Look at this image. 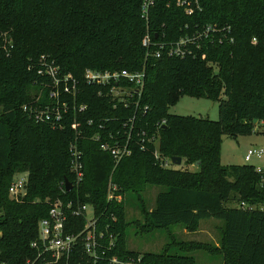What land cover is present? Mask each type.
<instances>
[{"label":"trees","instance_id":"1","mask_svg":"<svg viewBox=\"0 0 264 264\" xmlns=\"http://www.w3.org/2000/svg\"><path fill=\"white\" fill-rule=\"evenodd\" d=\"M178 1L153 0L145 20L142 0H0V261L43 264L31 247L39 222L53 205L71 202L94 207L106 257L196 264L187 253L198 250L221 255L223 264H264V210L237 206L264 205L259 176L252 165L220 164L221 137L250 136L255 122L264 120V0H198L190 16ZM207 24L228 29L220 44L206 42L195 57L145 59L141 42L146 32L173 42ZM4 33L11 42L9 55L2 47ZM42 56L59 75L71 74L79 82L77 97L63 99L69 110L62 129L38 124L22 109L36 97L37 107L50 104L45 101L51 79L38 74ZM87 69L143 70L138 106L113 109L108 97L99 96V87L85 82ZM39 90L43 100L35 93ZM182 97L217 102L218 120L169 114ZM80 106L87 108L79 112ZM75 124L85 178L66 192L65 179L74 182L69 148L77 139ZM109 132L120 139L130 134L131 154L118 163L100 149L110 141ZM96 136L101 140H93ZM153 139L163 159L178 157L197 166V172L161 167L153 156ZM25 172L27 195L11 198L14 175ZM109 184L116 188L113 198L139 195L147 185L162 188L153 209H142L145 229L181 225L194 232L202 220L222 221L221 247L179 243L173 254L168 248L160 254L128 250L124 207L107 199ZM232 203L236 207L227 206ZM69 223L73 232L85 226L76 217ZM70 264L108 262H91L79 244Z\"/></svg>","mask_w":264,"mask_h":264},{"label":"built area","instance_id":"2","mask_svg":"<svg viewBox=\"0 0 264 264\" xmlns=\"http://www.w3.org/2000/svg\"><path fill=\"white\" fill-rule=\"evenodd\" d=\"M198 0H182L178 1L177 5L184 7L186 15H192L194 9L191 8L192 4H197ZM153 5V0H142L141 14L142 18L147 20L148 12ZM198 8V6H196ZM228 33V29L221 27L217 24H207L194 29L192 33L181 36L178 40L167 42L159 39L155 34L152 37L150 32H146L141 45L145 51V59H159L161 57H195V53L206 42L210 44H220L222 38ZM231 41V40H230ZM54 66L47 70V75L51 79L53 89L50 91L49 100L52 105L45 108L39 107H25L24 111L28 113L33 120L38 124L49 125L53 129H62L65 121V115L68 113L69 106L64 103V97L71 96L76 98L80 92L79 82L73 75H59L58 69ZM144 71H128V70H93L87 69L84 74V80L88 85L99 87V96L108 97L111 101L113 109L120 107L126 109L128 107L138 106V98L141 95L144 86ZM86 106H80L79 112L86 110ZM75 110L76 106L74 107ZM146 109V108H145ZM128 123L133 124V118L128 120ZM259 125L263 126L260 132L264 136V120L257 121ZM165 121L160 123L164 126ZM132 127V125H131ZM130 127V128H131ZM255 127V124H254ZM77 139L71 144L69 148L71 156V171L74 176L73 189L79 188L85 178L83 152L79 148L78 139L80 134L77 130L78 125L74 126ZM109 142H102L100 149L103 152L109 153L115 163L121 159L130 156L131 150L129 148L130 134L128 133L124 138L114 137L112 132L108 133ZM95 141L101 140L100 136L93 138ZM155 147L153 156L155 161L159 162L161 167L170 168L172 165L171 160L163 159L157 149V140L153 139ZM144 150V147H141ZM253 158L261 159L263 166L254 167L255 173L259 176V187L264 190V146L259 149L247 151L244 156V162L249 163ZM29 173H19L16 175L9 187V195L11 198L25 197L27 195ZM108 200L117 197L112 196V191L116 188L109 184L108 186ZM239 209L245 211L264 210V205H251L241 202L238 205ZM91 210V216H89ZM81 218L85 222L83 230L80 232H73L69 218ZM104 236L98 229V219L94 207L87 203H67L64 205L58 202L50 208L48 218L42 219L38 226V238L35 240L31 247L39 252V259L43 264H70L74 252L82 245L84 254L93 263L107 261L108 264H137L132 260L121 261L116 256L106 257L105 250L102 246ZM109 246L114 245L113 236L108 237ZM139 262V260H138ZM0 264H6L0 261ZM28 264H34L28 262Z\"/></svg>","mask_w":264,"mask_h":264},{"label":"rangeland","instance_id":"3","mask_svg":"<svg viewBox=\"0 0 264 264\" xmlns=\"http://www.w3.org/2000/svg\"><path fill=\"white\" fill-rule=\"evenodd\" d=\"M4 45L3 50L10 54L8 46L11 42L8 41L6 33L1 34ZM253 42H255L253 40ZM41 62V69L39 75H45L47 70L51 68L50 62L45 60L42 56L39 60ZM55 67V66H54ZM53 67V68H54ZM39 84H36L38 86ZM43 87V86H41ZM42 96V90L35 92ZM36 101L26 104L25 107H35ZM42 99V98H41ZM43 100V99H42ZM45 102L50 103V100ZM49 104V105H50ZM37 107V106H36ZM39 107V106H38ZM42 107V106H41ZM169 114L176 116H189L210 121L218 120V103L206 99H194L190 97H182L174 106L168 110ZM263 126L255 123L254 130L250 136H222L220 144V164L222 166H238V165H252L254 167L263 166L261 159L253 158L251 162L245 163L244 156L249 150L259 149L264 146V136L260 134ZM154 152V150H153ZM172 168H181L189 172H197L198 168L195 165H187L182 162L179 166H171ZM19 173L15 174L18 175ZM161 187L147 185L139 194L127 193L122 198L117 196L116 202H122L124 207V222L126 224V248L130 251L143 253L160 254L167 248L170 254L177 252V244H184L187 248L195 244H206L212 247H221L223 237V222L215 219L202 220L194 232H188L181 225H174L164 229L149 230L142 228L143 215L142 209L150 211L154 207L155 198ZM141 199V202L139 201ZM237 204H230L227 206L236 207ZM238 206V205H237ZM91 216V210H89ZM188 256L195 259L196 264H223V257L221 255L213 256L204 251L190 250Z\"/></svg>","mask_w":264,"mask_h":264},{"label":"water","instance_id":"4","mask_svg":"<svg viewBox=\"0 0 264 264\" xmlns=\"http://www.w3.org/2000/svg\"><path fill=\"white\" fill-rule=\"evenodd\" d=\"M166 129L165 126L162 127ZM173 166H179L181 164V159L178 157H173L170 159ZM73 189V184L68 179H65V190L66 192H70Z\"/></svg>","mask_w":264,"mask_h":264}]
</instances>
